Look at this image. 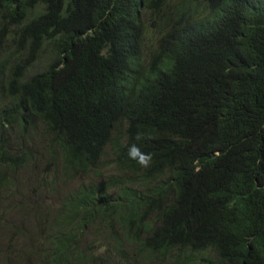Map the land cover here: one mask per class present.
Here are the masks:
<instances>
[{
	"label": "trees",
	"instance_id": "16d2710c",
	"mask_svg": "<svg viewBox=\"0 0 264 264\" xmlns=\"http://www.w3.org/2000/svg\"><path fill=\"white\" fill-rule=\"evenodd\" d=\"M0 264H264V0H0Z\"/></svg>",
	"mask_w": 264,
	"mask_h": 264
},
{
	"label": "rangeland",
	"instance_id": "374dc122",
	"mask_svg": "<svg viewBox=\"0 0 264 264\" xmlns=\"http://www.w3.org/2000/svg\"><path fill=\"white\" fill-rule=\"evenodd\" d=\"M39 64H41V65L43 64V59H40V60H39ZM110 161H111V151H110L109 148L107 147V149H106V154H105L104 158L102 159V161H101V163H100V167H101V170H102V173H103V174L108 175V174H111V173H112V172H111V170H112V166L110 165ZM25 172H26V171H25ZM26 174H27L28 176H33L34 174H36V175L39 174V176H40V171H39L38 168H36V169H33V170H29V171H27ZM16 180H17V182L19 181L20 183H22L21 180H23V181L26 182V181L28 180V178H26V177L24 176V174H18ZM17 189L20 191L19 193H23L24 195L28 192V191H25L24 188H23L21 185H19ZM39 193H40V192H38L37 194H39ZM15 194H16V193H15ZM41 196H42L44 199L40 201V204H45L46 206H54V205H55V199L52 198V194L49 192V190L44 191V192H41ZM42 197H41V198H42ZM13 200L16 201L17 198H15V199H13ZM32 202L34 203V200H33ZM32 212H33V210L30 211V214H32ZM14 214H15V216H13V217L11 218V220H12L13 222L16 221V222L22 224L23 221H24V218H23L22 216L16 214L15 212H14ZM27 225H29V223H28V222H24V227H25V228L27 227Z\"/></svg>",
	"mask_w": 264,
	"mask_h": 264
},
{
	"label": "clouds",
	"instance_id": "9594fccd",
	"mask_svg": "<svg viewBox=\"0 0 264 264\" xmlns=\"http://www.w3.org/2000/svg\"><path fill=\"white\" fill-rule=\"evenodd\" d=\"M141 137L138 135L137 139H140ZM128 157L130 159H135L138 164H140L142 167H148L150 166L151 160H152V153H144L140 150V148L133 144L128 149Z\"/></svg>",
	"mask_w": 264,
	"mask_h": 264
}]
</instances>
